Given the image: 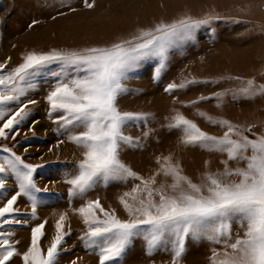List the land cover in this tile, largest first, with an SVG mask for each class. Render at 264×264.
<instances>
[{
    "label": "snow or ice",
    "instance_id": "1",
    "mask_svg": "<svg viewBox=\"0 0 264 264\" xmlns=\"http://www.w3.org/2000/svg\"><path fill=\"white\" fill-rule=\"evenodd\" d=\"M84 3L88 8L93 7L88 0ZM213 19L218 17L200 20L185 17L172 23L161 22L110 47L29 52L22 63L8 71H5L7 64L0 63V121L3 122L0 139L3 140H15L20 127L31 116L29 105L37 101L24 102L23 98L38 88L37 78L48 76L55 81L45 98L48 114L50 117L58 114L54 122L69 133L71 142L84 149L77 173L65 180L71 186L70 202L98 184L108 186L129 178L140 181L131 192L119 198L129 219H120L115 210H105L98 199L89 200L74 210L87 227L80 239L87 249L98 254L99 264H121L137 238L145 241L148 255L169 253L170 264H182L189 240H208L220 246V250L212 249L210 264H264V134L250 138L245 133L252 132L251 127L242 129L226 119L198 112L208 123L226 128L222 136L210 135L177 112L168 127L181 132L185 146L227 156L222 161L224 170L204 173L201 183L193 182L178 164L171 162V157H165L161 171L172 182L167 187H154L155 175L148 179L140 177L120 155L123 146H138L136 140L124 134L126 124L147 121L150 115L124 112L118 107V98L128 91L124 85L128 73L140 68L144 61L155 60L153 79H159L168 67L171 50L194 41L196 31ZM37 23L34 20L28 27ZM196 83L199 81L186 79L179 84L170 83L164 90L172 93ZM223 95L214 94L218 105ZM233 95L234 98L264 95V84L249 79ZM205 99L209 98L200 97ZM196 103L192 101L190 106ZM13 104L17 106L15 109L11 107ZM79 127L84 130L71 131ZM144 135L147 137L149 133ZM0 151L9 154L0 157V200L9 191L14 192L0 207V264H11L17 256L21 257L22 264H59L62 253L68 251L66 238L71 235L65 225L67 213H62L56 222V235L46 251L41 240L47 221L32 227L30 246L22 254L11 242L14 232L4 230L5 226L27 225L28 220L24 218L27 215L36 218L40 203L36 194L41 189L37 187L34 173L42 165L25 163L7 145ZM229 162L244 166L232 168ZM9 178L15 181V190L7 187ZM21 197H26L31 204L30 214L21 213L15 207ZM233 224H238L242 233H234Z\"/></svg>",
    "mask_w": 264,
    "mask_h": 264
},
{
    "label": "rangeland",
    "instance_id": "2",
    "mask_svg": "<svg viewBox=\"0 0 264 264\" xmlns=\"http://www.w3.org/2000/svg\"><path fill=\"white\" fill-rule=\"evenodd\" d=\"M88 3L93 7H86L84 0H0V63L7 64L5 71L22 63L29 52L110 47L161 22L172 23L185 17L197 20L218 17L199 28L194 41L171 50L168 67L159 79H153L157 62L148 60L128 73L124 81L128 91L118 98L120 110L150 114L147 121H132L124 127V134L136 140L138 146H123L121 159L140 177L148 179L155 175L154 187H167L172 181L161 171L165 157H171V162L178 164L183 174L195 183H201L206 172L224 170L222 161L227 159L226 154L185 146L181 142V132L168 127L177 112L210 135L222 136L226 128L208 123L198 112L226 119L242 129L251 127L252 132L245 133L250 138H254V134H264V95L254 98L239 95L234 98L233 95L249 79L264 84V0H88ZM34 20L38 23L29 28ZM186 79L199 83L172 93L165 92L168 84H179ZM37 82L38 88L23 98L24 102L37 101L29 105L31 116L20 127L15 140L0 139V148L7 145L25 163L42 165L34 173L37 187L41 189L36 194L40 203L36 218L24 217L27 225L5 226L4 230L14 232L11 242L22 254L30 246L32 227L47 221L41 240L46 251L56 235V222L62 213H67L65 225L71 235L66 238L68 251L62 253L59 264H72L73 261L75 264H99L98 254L87 249L80 239L87 227L74 210L89 200L98 199L105 210H115L120 219H129L119 198L131 192L140 181L129 178L108 186L98 184L83 197L70 202L68 190L71 186L65 180L77 173L84 149L71 142L69 133L54 122L58 114L51 117L48 114L45 98L55 81L41 76ZM215 93L224 94L219 105ZM200 97L209 99L200 100ZM192 101L198 103L190 106ZM2 123L0 121V125ZM83 130L82 127L71 129L73 133ZM145 132L149 133L147 137ZM6 155L9 154L0 151V157ZM229 166L244 165L229 162ZM7 187L15 190V181L9 178ZM12 194L14 192L9 191L6 198ZM6 198L0 200V207ZM15 207L21 213H31L26 197L19 198ZM242 231L238 224H233L234 233ZM213 248L220 250L219 245L208 240H189L182 264H210ZM170 261L171 255L167 252L148 255L145 241L137 238L121 264H170ZM11 264H22L21 257H14Z\"/></svg>",
    "mask_w": 264,
    "mask_h": 264
}]
</instances>
